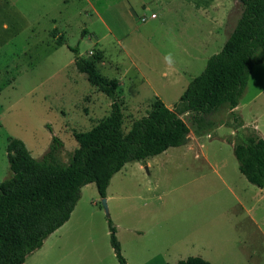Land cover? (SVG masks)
Segmentation results:
<instances>
[{
	"label": "rangeland",
	"instance_id": "1",
	"mask_svg": "<svg viewBox=\"0 0 264 264\" xmlns=\"http://www.w3.org/2000/svg\"><path fill=\"white\" fill-rule=\"evenodd\" d=\"M242 12L237 0H0V184L12 176L11 139L40 160L56 137L57 159L68 164L74 134L109 117L112 100L78 72L69 47L119 81L127 133L157 98L175 108ZM54 29L65 45L57 46ZM182 118L189 144L127 163L107 189L108 212L95 184L81 189L66 230L88 238L100 264H119L109 221L127 264L166 252L169 264H264V189L240 173L233 151L249 134L264 138V63L254 66L238 108L205 116L212 126L202 135L190 115Z\"/></svg>",
	"mask_w": 264,
	"mask_h": 264
},
{
	"label": "trees",
	"instance_id": "2",
	"mask_svg": "<svg viewBox=\"0 0 264 264\" xmlns=\"http://www.w3.org/2000/svg\"><path fill=\"white\" fill-rule=\"evenodd\" d=\"M243 12L222 50L208 59L204 71L189 84L174 109L157 98L152 110L123 129L122 104L117 100L119 81L102 76L93 61L75 53L74 65L112 100L111 113L87 132L75 133L78 143L68 164L57 159L60 142L53 137L50 151L37 160L23 141L11 139L7 157L11 178L0 184V264H24L41 249L50 235L67 223L81 196V189L95 184L107 196L112 178L130 162L156 157L170 148L186 146L190 129L182 116L190 115L197 135L212 126L205 116L224 105L235 110L255 65L264 63V0H237ZM51 33L57 46L66 41ZM239 171L252 185L264 189V138L249 134L234 143ZM110 223V243L119 264H127ZM177 264H211L189 257Z\"/></svg>",
	"mask_w": 264,
	"mask_h": 264
},
{
	"label": "crops",
	"instance_id": "3",
	"mask_svg": "<svg viewBox=\"0 0 264 264\" xmlns=\"http://www.w3.org/2000/svg\"><path fill=\"white\" fill-rule=\"evenodd\" d=\"M70 221L71 217L66 224L50 235L42 248L27 258L24 264H100L98 255H95L96 259L92 258L91 252L87 249L85 242L90 240L81 237L80 233L76 234V230H66ZM169 256L168 252L158 254L145 264H169Z\"/></svg>",
	"mask_w": 264,
	"mask_h": 264
},
{
	"label": "clouds",
	"instance_id": "4",
	"mask_svg": "<svg viewBox=\"0 0 264 264\" xmlns=\"http://www.w3.org/2000/svg\"><path fill=\"white\" fill-rule=\"evenodd\" d=\"M165 62L168 66H174L175 64V59L173 57V54L170 52L165 56Z\"/></svg>",
	"mask_w": 264,
	"mask_h": 264
},
{
	"label": "water",
	"instance_id": "5",
	"mask_svg": "<svg viewBox=\"0 0 264 264\" xmlns=\"http://www.w3.org/2000/svg\"><path fill=\"white\" fill-rule=\"evenodd\" d=\"M102 203H103V205L105 207L106 212H108L107 211V204H106L107 202H106V199L105 198L102 199Z\"/></svg>",
	"mask_w": 264,
	"mask_h": 264
},
{
	"label": "built area",
	"instance_id": "6",
	"mask_svg": "<svg viewBox=\"0 0 264 264\" xmlns=\"http://www.w3.org/2000/svg\"><path fill=\"white\" fill-rule=\"evenodd\" d=\"M152 18H155V15H153ZM145 21H146V18L144 17V18L142 19V22H145Z\"/></svg>",
	"mask_w": 264,
	"mask_h": 264
}]
</instances>
